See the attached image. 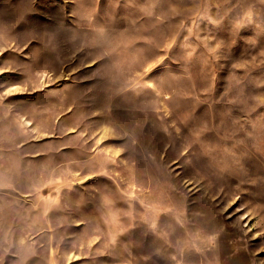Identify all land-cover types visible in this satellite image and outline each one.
I'll return each instance as SVG.
<instances>
[{
	"label": "rangeland",
	"instance_id": "obj_1",
	"mask_svg": "<svg viewBox=\"0 0 264 264\" xmlns=\"http://www.w3.org/2000/svg\"><path fill=\"white\" fill-rule=\"evenodd\" d=\"M0 264H264V0H0Z\"/></svg>",
	"mask_w": 264,
	"mask_h": 264
},
{
	"label": "snow or ice",
	"instance_id": "obj_2",
	"mask_svg": "<svg viewBox=\"0 0 264 264\" xmlns=\"http://www.w3.org/2000/svg\"><path fill=\"white\" fill-rule=\"evenodd\" d=\"M3 73H0V75H2Z\"/></svg>",
	"mask_w": 264,
	"mask_h": 264
}]
</instances>
